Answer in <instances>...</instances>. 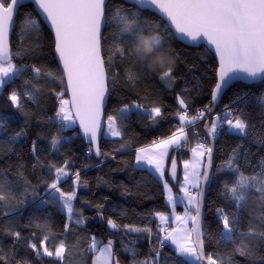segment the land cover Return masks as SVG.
I'll use <instances>...</instances> for the list:
<instances>
[{"label": "snow or ice", "instance_id": "1", "mask_svg": "<svg viewBox=\"0 0 264 264\" xmlns=\"http://www.w3.org/2000/svg\"><path fill=\"white\" fill-rule=\"evenodd\" d=\"M31 3L32 12L24 13L20 27L22 36L29 34L35 41L24 45L22 39L21 46L14 51L10 34L15 30L23 0H0V89L22 80L21 86L13 88L7 99L23 117L20 129L0 141V158L5 152L17 158L14 164L0 167V237L12 241L7 247L0 242V264H41L45 258H50V264H121L115 250L117 241L109 238L105 243L94 234H78L79 230L87 229L88 218L75 202L78 190L88 187V181L82 180L79 169L71 170L74 163L68 158L61 164L41 160L38 142L47 138L43 131L31 141L30 152L35 160L33 172L37 167L46 168L47 176L33 184L25 175L22 153L14 146L22 144L33 122L41 127L59 126L49 141L53 152L74 138L62 137V133L71 130L87 140L89 156L94 152L97 157L111 155L115 159V153L133 149L134 166L148 170L162 182L172 212L151 211L149 215L158 221L155 229L150 224H121L117 219L107 218L110 231L119 233L122 228L124 234L147 237L150 248L143 259L138 258L135 241L131 246L123 239L119 241L122 251L132 258L130 264H264V156L252 166L250 174L238 163L242 157L245 165L250 166L249 157L254 154L243 143L249 137L251 142L264 146V91L257 98L259 130L253 123V113L246 110V102L244 108L233 107L248 96L246 92L242 95L234 92V98L216 111L226 90L235 82L264 84V0H122L119 7L114 0H31ZM124 4L131 7L125 8ZM144 9L158 11L166 17V22L145 17ZM45 26L52 36L50 47L52 61L59 67L58 78L38 63L44 53L43 45L37 41ZM177 39L193 42L203 39L210 51L214 50L210 100L192 114L185 97L176 94L177 108L171 118L178 119V123L169 129V134L133 148L135 140H125L126 122L133 115L147 117L153 126L167 118L162 99L146 87L141 90L140 85L155 76L168 90L174 91L179 79L176 72L179 54L173 47ZM26 58L33 62H24ZM41 79L50 81L59 91L51 87L45 94L36 83ZM117 89L123 95L117 93L119 106H112L109 111V102ZM200 91L198 87L197 94ZM46 95L56 100L52 115L47 114ZM26 102L35 109L28 108ZM200 123L213 142L225 126L241 140L217 169L228 170L234 176L231 183L224 182L234 210L216 209L218 239L205 222V190L215 178L213 147L207 141H199L190 149L191 158L183 161L179 197L169 183L179 180L177 159L171 153L188 147V129ZM7 131L6 121L0 120V132ZM101 133L124 142L111 153L102 152ZM193 134L199 136V132ZM169 159L170 169L166 168ZM13 167L16 171L11 179L9 173ZM69 179L71 188L65 190L61 185ZM41 187L43 196L39 192ZM29 197L36 209L59 207L66 217L61 231L54 230L52 213L43 217L31 215L27 223H21L22 209L29 205ZM178 200L184 203L183 213L175 212ZM95 207L103 220V205ZM244 211H248L247 228L241 230ZM28 229L31 231L25 235ZM221 242L233 247L221 252ZM169 244L174 248V257L164 252ZM18 245L26 253L20 259H17Z\"/></svg>", "mask_w": 264, "mask_h": 264}, {"label": "trees", "instance_id": "2", "mask_svg": "<svg viewBox=\"0 0 264 264\" xmlns=\"http://www.w3.org/2000/svg\"><path fill=\"white\" fill-rule=\"evenodd\" d=\"M117 7L122 5V0H114ZM123 7H131V5L124 4ZM33 6L30 3L24 4L20 8V15L17 17L16 27L14 32L11 34L10 41L13 45V50L21 46V40L23 39L24 45H30L35 41V37L29 34L21 35V22L24 13L32 12ZM33 17L35 13L33 12ZM143 15L154 21L165 23L159 16L144 9ZM40 44L43 45L44 55L41 57L38 63L44 67L45 71H50L53 73L54 77H59L60 71L58 65L52 61V49L50 47L52 43V36L45 26L40 34L39 38ZM173 47L179 54V59L176 61V72L179 77L176 85L174 86V91H170L166 88L165 84L159 81L155 76L150 79L145 80L141 85V90L145 87L153 93L154 96H158L162 99L165 106V111L167 118L160 121L158 125H151V122L147 117H137L133 115L130 122H126L127 134L125 140L133 138L135 144L133 148L140 147L145 144H150L151 141L161 135L169 134V129L178 123V119H172L171 114L176 111L177 104L175 101V95L179 94L184 96L190 106V111L194 114L195 108H202L210 100V89L214 81L211 79L213 72V55L207 50L203 45L198 46H187L178 40L173 41ZM24 62H33L29 59H25ZM20 63V61H17ZM31 75V74H28ZM41 90L47 94L49 88L57 87L50 81L41 79L36 82ZM22 84L21 79H17L12 83L5 85L4 88L0 89V120L6 121V127L8 129L7 133L0 132V141L6 140L8 136L14 134L18 131L23 124V117L20 115L19 111L13 108L8 101V94L13 88H19ZM200 88V94H197V88ZM187 88L190 91L184 92L183 90ZM57 91L59 88L57 87ZM264 91V84L254 83L245 84L241 82H235L231 87H229L224 96L222 97L219 108L216 111H220L223 105L229 103L230 99L234 98L233 93L239 92L241 95L243 93H248V96L244 100L238 101L233 107L235 109L244 108L245 102L247 103L248 111L253 113V123L256 124L257 129H260L258 114L260 112L258 97L261 92ZM117 93L123 95L121 89H117V92L113 93L110 100L109 111H111L112 106H119ZM67 97V96H66ZM134 98V97H132ZM45 101L48 107V115H52V110L56 104L55 97L46 95ZM26 106L31 109H35V106L31 103L26 102ZM203 123L196 125V127L189 128V138L190 141H196L197 139L204 138L202 133ZM58 125H45L41 127L40 125L33 122L31 127L28 129V136L23 139L22 144L15 145V150L22 153V158L26 164L25 175L33 184L39 183V178L47 176V169H40L37 167L36 171L33 172L32 165L35 163L31 155V141L36 138L38 132L43 131L46 139H41L39 147L42 149L38 153L41 160L45 163L54 162L57 164L63 163L64 159L68 158L74 163V167L71 169L73 172L79 169L81 172L82 180L88 181V187L81 188L78 190V199L75 202V206L78 209L83 210V214L87 217V229L79 230L78 234L84 235H96L98 239H102L105 243L107 239L112 238L117 243L115 244V250L117 255L121 260V264H130L131 256L122 251L119 241L123 239L126 244L131 246V242L135 241V247L140 253V259L147 256L149 253V242L146 236H141L137 234H124L121 228L119 233L110 231L107 225V218L112 217L117 219L118 223L121 224H135L143 226L144 224H150L153 229H155L157 220H154L149 213L153 210L155 211H169V206L165 202V194L163 192V185L161 182L153 179L150 174L145 170H139L136 168L134 161V151L133 149H127L124 152L115 153V159L112 156L108 157H96L93 154L89 156L87 154L88 145L83 142V140L74 134L73 131H65L62 133L63 136L74 137L70 142L63 143L62 147L59 148L58 152H53L51 150V145L49 143L51 135L55 134ZM193 132H199V136L193 134ZM124 141H119L116 138H109L103 136L100 140V147L102 152L111 153L113 149L118 148ZM240 138L229 133L227 127L220 132L219 137L214 141V180L209 186L206 200H205V222L210 226V230L214 235L219 238L220 229L217 227L218 220L216 209L218 207H224L226 211L234 210L232 203L228 200L227 194L224 190V182L228 181L231 183L234 179L232 172L228 170L217 171L218 168L226 161L231 154L232 149L240 144ZM244 147L249 149L251 155L250 166L245 165V161L241 157L238 163L244 165V171L250 174L253 170L252 166L257 164V161L261 156H264V146H259L254 142H251V137L248 140L243 141ZM5 149L6 145L3 146ZM172 155L176 156L177 162L180 160H186V152L173 151ZM15 155H9L5 152L2 158H0V167H7L9 163L14 164L16 162ZM127 161V165H125ZM171 160H167V166L170 164ZM16 171L15 167L9 173V178L14 179L12 173ZM179 177V175H178ZM179 181V180H178ZM171 183L173 186L174 193H177V183ZM65 190H70L71 180L69 179L66 183L61 185ZM40 195L43 196V187L39 189ZM85 201L91 202L90 204L84 203ZM103 205V216L102 220L96 210L95 205ZM47 213H52L51 222L55 231H61L63 222L66 217L60 213L58 206H52L45 209H36L31 205V197H29V205L22 209V216L20 217L21 223H27L28 218L31 215L43 217ZM243 221L241 223L240 229L246 230L248 211L242 213ZM31 229L25 230L24 234L28 235ZM39 237V233H37ZM69 239H72L70 237ZM0 242H2L6 247L11 245V238L0 237ZM153 244H155V239L153 238ZM20 255L17 259H20L26 255L25 250L21 245L17 246ZM233 247L230 243L225 245L221 242L219 251L224 252L230 250ZM211 250V249H209ZM164 252L175 256L174 249L169 244L165 247ZM86 255H90L85 253ZM31 256V253H27ZM237 259H243L237 256ZM41 264H50V258H45Z\"/></svg>", "mask_w": 264, "mask_h": 264}, {"label": "water", "instance_id": "3", "mask_svg": "<svg viewBox=\"0 0 264 264\" xmlns=\"http://www.w3.org/2000/svg\"><path fill=\"white\" fill-rule=\"evenodd\" d=\"M27 3H30V4L32 5L31 0H23V5H24V4H27ZM32 6H33V5H32ZM33 7H34V6H33ZM146 10H149L150 12L156 14V15L159 16L164 22H166V17H163V14L159 13L158 11H154V10H150V9H146ZM46 27H47V26H46ZM47 29H48V27H47ZM48 30H49V29H48ZM10 37H11V34H10ZM177 40L180 41L181 43L187 45V46H198V45H203V46H205V47L207 48V50H208V51L214 56V50H211V51H210V46H209V45L207 44V42H206L205 40H203V39L198 40V41H195V42L190 41V40H180V39H177ZM238 82L245 83V84H254V83H249V82H247V81H238ZM67 98H70V96H67ZM202 133H203V136H204L205 140H206V141L208 142V144H209L210 146H212L213 149H214V142H213V140H212L211 137H208V136L205 135L204 126H202ZM102 137H103V133H101V135H100V140H101ZM80 138H81V137H80ZM81 139L83 140V142H84L85 144H87V145L89 146V144H88V142H87L86 139H83V138H81ZM99 142H100V141H99ZM93 155L96 156V155L94 154V152H93ZM96 157H97V156H96ZM213 159H214V152H213ZM167 168H168V169L171 168V162H170V164L167 166ZM213 168H214V167H213ZM179 169H180V167H179V164H178V162H177V173H178V175H179ZM212 171H213V170H212ZM166 177H167V176H166ZM169 182H170V183H175L176 181L169 180ZM208 189H209V186H206V190H205V200H206V196H207Z\"/></svg>", "mask_w": 264, "mask_h": 264}, {"label": "crops", "instance_id": "4", "mask_svg": "<svg viewBox=\"0 0 264 264\" xmlns=\"http://www.w3.org/2000/svg\"><path fill=\"white\" fill-rule=\"evenodd\" d=\"M104 136V135H103ZM191 156H192V153L190 152V158H191ZM134 161H135V157H134ZM166 168H167V161H166ZM139 170H141V169H139ZM145 171H147L149 174H150V172L148 171V170H145ZM183 171L184 170H182L181 168H180V170H179V181H182L183 180ZM150 176L153 178V179H155V180H157L158 181V179L156 178V176L155 175H152V174H150ZM167 178V177H166ZM179 181H178V183H177V193H175V195L177 196V197H179L180 195H181V193L178 191V186H179ZM160 182V181H159ZM162 183V182H161ZM170 183V182H169ZM171 184V183H170ZM165 202H166V199H165ZM167 203V202H166ZM168 206H169V214L172 212V206L170 205V204H167ZM184 210V203H182V202H179V200H178V202H177V205H176V207H175V212L176 213H180V212H182ZM174 226V225H173ZM172 248H173V246H172ZM174 249V248H173Z\"/></svg>", "mask_w": 264, "mask_h": 264}, {"label": "built area", "instance_id": "5", "mask_svg": "<svg viewBox=\"0 0 264 264\" xmlns=\"http://www.w3.org/2000/svg\"><path fill=\"white\" fill-rule=\"evenodd\" d=\"M199 141H206V140H204L203 138H201V139H197L196 141H193V142H191L190 141V138H189V144H188V147L187 148H185V149H181V150H179L180 152H186V154H187V158L188 159H190V149L192 148V147H194L196 144H197V142H199Z\"/></svg>", "mask_w": 264, "mask_h": 264}, {"label": "rangeland", "instance_id": "6", "mask_svg": "<svg viewBox=\"0 0 264 264\" xmlns=\"http://www.w3.org/2000/svg\"><path fill=\"white\" fill-rule=\"evenodd\" d=\"M65 98H67V97H65ZM187 159H188V158H187ZM184 160H185V159H184ZM184 160L182 159V160L179 161V164H180V167H181L182 170H184V169H183V161H184ZM183 212H184V210H183L182 212H180V213H183ZM166 213H169V212H166Z\"/></svg>", "mask_w": 264, "mask_h": 264}]
</instances>
